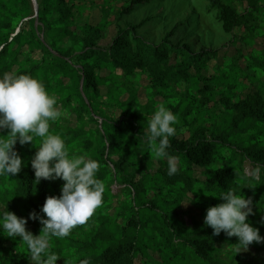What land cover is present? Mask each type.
Masks as SVG:
<instances>
[{
	"label": "trees",
	"instance_id": "obj_1",
	"mask_svg": "<svg viewBox=\"0 0 264 264\" xmlns=\"http://www.w3.org/2000/svg\"><path fill=\"white\" fill-rule=\"evenodd\" d=\"M86 2L100 8L98 0H37L35 18L31 0H0V77L31 75L56 96L67 115L50 131L65 139L70 155L97 160L105 185L103 204L86 224L50 238L57 264H264V243L236 254V237L213 235L204 224L206 210L223 202L221 192L242 189L252 199L248 221L264 236V170L251 176L264 166V44H256L264 39V0H206L229 39L197 50L173 38L186 20L160 42L146 40L140 30L148 17L117 24L102 44L112 7H102L93 23ZM154 2L123 0L118 19ZM160 104L178 116L168 151L180 171L172 176L144 143L146 118ZM41 143L17 141L24 167L0 177V207L28 218L33 235L42 225L29 213L44 215L46 198L59 196L64 183L36 181L31 158ZM29 255L19 237L0 234V264H30Z\"/></svg>",
	"mask_w": 264,
	"mask_h": 264
},
{
	"label": "clouds",
	"instance_id": "obj_2",
	"mask_svg": "<svg viewBox=\"0 0 264 264\" xmlns=\"http://www.w3.org/2000/svg\"><path fill=\"white\" fill-rule=\"evenodd\" d=\"M66 115L57 106L56 96L40 80L28 74L5 73L0 77V130H8L7 135L0 134V177L15 176L24 167V160L14 147L17 141L20 145L34 144L41 138L42 143L31 158L36 181H64L59 196L46 198L40 209L44 215L35 210L29 213V218L39 220L42 225L39 235L26 230L28 218L0 207V234L13 240L19 237L26 243L30 264H57L59 256L49 251L50 238L69 236L74 228L86 224L103 204L105 185L97 178L100 163L87 154L70 155L65 139L50 131L51 125ZM146 119L144 143L156 160H166L169 176L177 174L178 158L168 151L170 137L176 134L177 114L160 104ZM262 170L264 166L257 165L251 172L252 178H259ZM218 197L223 202L210 206L204 218L205 226L212 228L213 235L224 232L228 237H236V254L246 251L254 242L264 243L259 228L248 221L253 214L251 197L246 198L242 189L237 193L232 188Z\"/></svg>",
	"mask_w": 264,
	"mask_h": 264
},
{
	"label": "rangeland",
	"instance_id": "obj_3",
	"mask_svg": "<svg viewBox=\"0 0 264 264\" xmlns=\"http://www.w3.org/2000/svg\"><path fill=\"white\" fill-rule=\"evenodd\" d=\"M98 3L100 8H89V2H86L84 15H90L91 21L96 23L101 18L99 10L102 7L103 9L104 7L105 9L108 7L104 13H109L108 10L111 6L112 10L110 13L115 19L107 28L102 44L109 42L111 36L117 29V24L131 26L140 23L146 17L150 18V20L140 30V33L150 42H160L175 24L184 20H186L185 27L178 31L173 38L194 42L196 50L199 47L218 48L229 39V36L223 33L220 24L216 22L214 13L207 12L206 0H155L154 3L137 9L121 20L118 19V13L123 4V0H98ZM256 44L263 45L264 39H257ZM228 52H233V48L231 47ZM146 81V75H143L140 84L143 86L146 84ZM140 92L142 96L143 88H140ZM249 169L250 166L247 165L246 170L249 171ZM187 205H184V207ZM136 263L140 264L138 259Z\"/></svg>",
	"mask_w": 264,
	"mask_h": 264
},
{
	"label": "water",
	"instance_id": "obj_4",
	"mask_svg": "<svg viewBox=\"0 0 264 264\" xmlns=\"http://www.w3.org/2000/svg\"><path fill=\"white\" fill-rule=\"evenodd\" d=\"M33 3V8H34V17L37 18L38 17V3L36 0H31Z\"/></svg>",
	"mask_w": 264,
	"mask_h": 264
}]
</instances>
